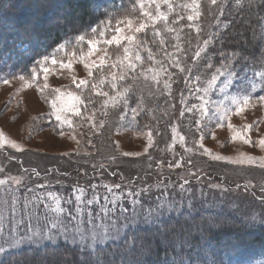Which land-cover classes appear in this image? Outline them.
<instances>
[{"label":"rangeland","instance_id":"rangeland-1","mask_svg":"<svg viewBox=\"0 0 264 264\" xmlns=\"http://www.w3.org/2000/svg\"><path fill=\"white\" fill-rule=\"evenodd\" d=\"M28 1H34V3L28 4ZM42 1L0 0L2 13L0 14V141H3L4 145L0 147V169H3V172H0V179L21 175V167L35 168L41 173V177L44 176L45 170L55 167L59 169V173L67 174V177L60 176V179L65 181L64 184L53 183L46 189L54 195L67 196L72 191L73 184L86 187L88 184L122 183L123 178V183L133 180V188L152 184V193L141 197L146 207L155 206L156 197L160 195L158 190L160 181L168 183L170 190L161 198V202L167 200L169 194L177 200L182 196L183 200L179 210L166 211L157 222L145 223L143 217L139 218L137 223L129 225L120 239L98 244L95 252L88 247V243H72L71 240L66 241L61 237L56 242L44 241L40 245L26 244L9 249L0 254V264L3 261L6 263L8 259L11 260L12 256L15 257L18 254L35 253L45 249H51L56 257L62 255V258L68 261L83 264L84 257L80 256L74 260L72 255L88 251L96 257L100 252L112 247L111 244H120L129 237H146L149 233H154L159 224V232L163 230L169 232L170 226L173 229L167 236L165 232L160 234L162 236L155 237L154 243L167 244L176 250L182 248L179 246L180 242L187 238L186 235L179 237L175 234L176 231L180 230L185 234V226H191L193 235H196V229L200 230L198 224L201 221H205L204 225L200 224L202 228L212 225L213 222L225 229L232 224L229 235L238 236L241 239L250 231L264 233V223L260 222L264 219V204L260 201V187L264 184V147L259 145V140L264 138V102L259 100V97L264 96V67L257 61L258 59L253 60L247 56V53L240 52V46L248 49L243 34H238L239 37L235 36L236 42H233L230 38L225 41L221 33L222 25L226 23L228 15L240 13L238 11L240 8L236 6L253 5L248 8V12L253 11L258 16L261 27L256 29L259 35L256 36L255 42L248 43L252 49H259L261 53L259 57L263 60L264 6L257 8L256 0L247 2L240 0V3H237V0H217L219 8L223 10L221 14L210 0H199L198 9L191 7L192 0H172L173 9L170 13L167 6L162 5L161 10L169 13L168 26L175 31L169 33L167 29L162 28V24H157L156 27L161 29L164 35L163 47L170 54H175V59L179 60V67L170 66L169 59L161 55L160 47L156 46V42L149 41L148 46L152 47L155 59L149 61L147 52L142 51L145 69L158 68L159 65L156 62L160 61L168 69L171 79L168 80V87L165 88L164 73L161 72L159 76L161 83L156 84L151 78L152 74L146 71L137 80L136 87L144 98L145 108L149 110L148 116L143 120L138 116L136 126L127 125L117 130L114 126L117 119L115 110L109 109L104 128L92 129L90 124L72 114L68 115L73 120V124L62 125L55 120L53 115L55 110L51 105V100L58 95L55 89L75 90L72 84L73 78H87V69L79 61L80 54L87 51V44L78 42V37L85 35L86 39L91 38L93 35L91 29L110 19L111 16L104 17L105 19L103 18L97 24L79 29V34L74 37H71L73 26L68 25L67 34L71 38L60 44L64 45V48L60 49L59 45L51 53L46 54L50 58L46 64L49 69L47 80L43 72L45 65L39 63L43 58L39 59L33 67L31 65L28 69L26 68L24 72L16 71L17 69L12 66L22 65L25 68L26 64L23 65L22 61H37L39 51L41 53L48 51L43 44L37 52L33 50L35 46L33 34L41 36L40 34L45 31L49 34L51 25L63 24L66 19H71V16H78L79 6L76 7L73 4L68 8V0H46L51 5L48 8L43 6ZM127 3L123 7L125 11L131 7V0ZM15 8H18L15 12L21 13L17 15V19L27 21L26 25L31 27L24 26L26 28L20 29L18 20L15 18ZM100 8L99 3L94 7V12H98ZM148 9L155 11V6L148 5ZM5 10L11 13L12 17L9 21L4 14ZM120 10L117 11V15L121 14ZM133 14L138 19H143L139 12L134 11ZM189 15H195L196 19L189 21L187 19ZM239 24L241 27L244 26L242 28L244 30L248 22L241 17ZM76 28L73 32L77 30ZM32 29H36L35 33H32ZM148 35H152L151 31ZM209 38L213 40V43L205 46L204 40ZM21 39L24 40V44H20ZM156 40H159V37ZM27 41L28 44H26ZM215 50L218 51L216 54ZM198 51L199 57L196 56ZM221 51L227 53L228 60H223L219 56L218 53ZM73 52L76 53L75 57L72 56ZM108 52L114 53V46L109 47ZM233 55L235 59L232 58ZM53 56L65 62L72 59L73 68L65 69L58 64L53 65L50 62ZM238 60L241 61L239 66H237ZM209 62L213 67L205 70L204 65ZM222 64L226 67H221ZM181 68L191 69V72H181ZM216 69H220L222 75H218L217 80L210 83L212 76L217 75ZM5 81L8 82L5 83ZM246 97L248 103L244 105L243 111L238 112L237 108ZM189 108L192 109L191 112L187 111ZM181 111L184 112V116L179 115ZM97 118H100L99 114ZM246 125H252V127L246 128ZM61 130L64 131V135H60ZM149 131L152 132L153 146L144 153V148L148 146ZM236 132H246L249 139L255 143H245L242 137L233 138ZM13 142L16 147H12ZM114 142H118V146ZM126 151L140 152L142 155L123 157L121 153ZM65 153H71V155L66 156ZM93 156L97 157V160L94 165L90 164L88 171L80 168L79 164L82 163L83 158L91 161ZM113 156L116 157L115 163H112L110 159ZM218 156L226 157V159H215ZM60 160H64L65 164L60 163ZM241 160L244 162L234 163ZM188 161H191V164ZM71 164L78 165L75 169L77 173L72 170L67 171L72 169ZM170 164L180 166L170 168ZM62 165L66 168H61ZM113 172L117 173L115 177L112 175ZM190 173L198 174L200 181L197 182L195 175ZM56 175L53 174L51 178L54 179ZM181 177L189 179V186L192 189L190 195L180 194L178 185L182 183ZM40 183L44 181L33 176L28 182V187ZM210 183H220L222 187L210 189ZM173 184L177 187L173 188ZM237 184L241 187L237 188ZM245 184H249L247 192L243 188ZM13 188L14 185H0V211L5 199L11 195L24 194L23 189L20 193H14ZM37 191L43 197L44 190L37 189ZM99 191L104 190L101 188ZM61 206L67 207L63 201ZM125 206H128L127 202ZM49 209L55 210L53 196L47 197L40 211L43 213ZM254 216L257 219H253ZM226 222L229 223L225 225ZM218 227H214L213 230ZM198 234L202 248L199 256H204L205 253L207 255L196 261L198 255L192 246L184 247L183 255L186 259L194 260L195 264L197 262L213 264L216 260L212 255L214 251L205 246V241L214 240L215 232H209V237L201 232ZM64 245L67 246L63 248ZM153 247L152 245L151 248ZM248 251L249 253H246ZM64 252L67 254H63ZM147 255L154 254L152 252V254H145ZM234 255L241 258L240 253ZM174 263L176 262L170 264ZM177 263L182 264L181 261ZM229 264H233L231 260ZM237 264H264V251L260 256L246 249L242 261Z\"/></svg>","mask_w":264,"mask_h":264},{"label":"snow or ice","instance_id":"snow-or-ice-1","mask_svg":"<svg viewBox=\"0 0 264 264\" xmlns=\"http://www.w3.org/2000/svg\"><path fill=\"white\" fill-rule=\"evenodd\" d=\"M212 5L217 6V11L222 14L223 10L219 8L217 0H210ZM240 3V0H237ZM148 5H154L155 11H150ZM166 5L169 13L173 9L172 0H131V7L126 11L120 10L121 14L113 13L110 19L97 24L91 29L93 34L91 38L86 39L85 35L78 37V42L87 44V51L82 52L79 56V61L83 67L87 69V78H73V87L75 90L62 91L55 89L58 94L51 100L52 108L55 110L53 115L55 120L62 125L71 126L73 120L68 114H72L81 118L83 121L91 125L92 129L97 127L104 128L106 118L109 116V109L115 110L116 122L114 124L117 130L126 127L127 125H137V117L141 120L148 116L149 110L144 106V98L139 94V89L136 87L137 80L149 72L151 78L156 84H160V73H164V87H168V80L171 79V74L164 67L163 63L157 61L158 68L144 67V57L141 52H147L148 60L155 59L152 47H149V41H155L156 46L160 47L161 55L169 59L170 66L179 67V60L175 59V54H170L163 45L165 38L162 30L156 27L157 24H162L163 29H167L169 33L175 29L168 26L169 13L161 10V6ZM191 7L199 8V0H192ZM251 7V6H250ZM137 11L142 14L143 19H138L133 12ZM182 18V17H180ZM189 21L195 20V15L187 17ZM219 23V22H218ZM151 31L152 35L148 33ZM159 37V40L156 38ZM213 43L211 38L205 39V46ZM114 46V53L110 54L108 48ZM64 45H60L63 49ZM223 60H228L227 53L221 51L218 53ZM73 52L72 56L75 57ZM114 56V58H113ZM196 56H200V52H196ZM95 57V58H94ZM235 59V55L232 57ZM50 58L45 56L39 63L45 65L43 72L45 80L49 71L46 64ZM53 65H59L65 69L73 68V60L68 59L57 60L54 56L50 61ZM213 65L209 62L204 65V69H211ZM221 67H226L222 64ZM181 72L190 73L191 69L181 68ZM95 73V75H94ZM217 75L212 76L213 83L217 80L218 75H222L220 69H216ZM23 79V78H22ZM8 81H5L7 83ZM43 91V89H41ZM259 100L264 102V96L259 97ZM248 103L246 97L237 108V111H243V107ZM187 111L191 112L189 108ZM143 112V116L141 113ZM99 114L100 118H97ZM184 116V112L179 113ZM129 117L131 119H129ZM124 123H121V122ZM230 127L232 125H229ZM147 127V125H144ZM246 128H251L252 125H246ZM64 131H60V135H64ZM242 137L245 143H255L250 140L246 132H236L233 138ZM75 138V137H73ZM90 143V141H89ZM118 146V142H114ZM259 145L264 147V138L259 140ZM3 141H0V147H3ZM153 146L152 132H148V146L144 148V153ZM12 147H16L13 142ZM23 151V149H21ZM191 151V149H189ZM66 156L71 153H65ZM123 157L140 156V152L126 151L122 152ZM112 163L116 162V157L110 158ZM215 159H226V157H215ZM244 161H234V163H243ZM191 164V161H188ZM179 164L169 167H179ZM95 168V166H94ZM3 172V169H0ZM21 175L8 176L7 179H0V185H14L13 192L20 193L23 189V195H11L5 199L0 211V254L5 253L9 249L19 248L26 244L40 245L44 241L56 242L61 237L64 240H71L72 243H88V247L96 251L98 244H106L109 240L120 239L129 225H134L139 218L143 217L145 223L157 222L165 212L177 211L182 205L183 197L177 200L170 194L167 200L161 202V198L169 192V185L164 181H160L158 189L160 195L156 197L155 206H145L141 199L144 195L152 193V184H146L143 187L133 188V180H128L126 183L113 184H88L86 187L73 184L72 191L63 195H54L46 189L53 183L57 185L64 184L65 181L60 179V176L67 177V174L59 173L58 168L45 170L44 176L35 168L20 169ZM53 174H57L55 178H51ZM117 175L116 172L112 173ZM197 182L200 181V176L195 173ZM35 176L38 180H43L44 183L28 187V182ZM182 183L178 185L180 194H191L190 181L183 178ZM187 186V187H186ZM173 188L177 185L173 184ZM220 183H210L209 188H221ZM237 188L241 185L237 184ZM103 188V192L99 189ZM244 191H249V184L243 186ZM37 189L44 190L43 197ZM261 204H264V184L260 187ZM203 194V192H201ZM48 196H53L55 199V210L41 212V205L47 200ZM61 201L67 206L62 207ZM127 202L128 206H125ZM48 207V205H45ZM170 210V211H169ZM257 219V217H253ZM264 223V219H261ZM135 237H129L125 241L126 248H131L135 245ZM149 249H145L148 251ZM95 264H100L99 257ZM200 264V262H197ZM213 264L215 262L213 261Z\"/></svg>","mask_w":264,"mask_h":264},{"label":"trees","instance_id":"trees-1","mask_svg":"<svg viewBox=\"0 0 264 264\" xmlns=\"http://www.w3.org/2000/svg\"><path fill=\"white\" fill-rule=\"evenodd\" d=\"M245 1L247 2L251 0H245ZM127 2L129 3L130 0L129 1L128 0H82L80 2L68 0L67 1L68 8L72 7L73 4L76 7L79 6L78 16H71L72 17L71 19H66L65 21L66 24H64L65 22H63V24L57 23L55 26L51 25V30L48 31L49 34H46V31L45 33H41L40 34L41 36L33 34V37L35 39L33 41L35 43L33 50L37 52L38 49L40 48V45L43 44V45H46L48 51L46 53L45 52L41 53V51H39L40 54L39 56L36 57V58L39 57L37 61H32V60L22 61V64L24 63L23 65L26 64L25 68L22 65H12V66L14 67V69H17L16 71H23V72L26 70V68L28 69L29 66L31 65L33 67L35 63L39 61V59H42L46 56V54L51 53L62 42L68 40L71 37L78 35L79 29L86 28L87 25L97 24L101 20H103L104 17H108V16H111L113 13H117V11L120 10L122 6L124 7ZM99 3L101 4L100 10L98 12H94V7L97 4L99 5ZM255 3H256L257 8L264 6V0H256ZM250 6L253 7V5L247 6V4H244V5L242 4V6H236L237 8H240L238 10L240 11V13L228 15V18L226 19V23L222 25L223 27V31L221 32L223 33L222 38H224L225 41L228 40V38H230V40H232L233 42H236L234 41V37L235 36L239 37L238 34H241V35L243 34L244 40L247 43L246 46L248 47V49H246L245 46H242V47L240 46V52L247 53V56L253 60L258 59L257 61L261 62L260 64H262V67H264V59L262 60V57H259L261 55V53H259V49H256V50L252 49L248 43L250 41L251 43L255 42V40L257 39L256 36L259 35L256 29L257 27H261V25L259 24L260 20H258V16L254 14L253 11L248 12V8H251ZM16 10L17 9L15 8L14 12ZM0 14L2 13L0 12ZM4 14L9 21L10 17H12L10 11L5 10ZM15 15H16L15 18L17 19L18 18L17 15H21V13L15 12ZM241 17L244 18L245 21L248 22V25L245 27L244 30H242L244 26L241 27V25L239 24ZM74 20H76L77 23H75L76 21ZM68 25L73 26L71 28V33H72L71 37H68V34H67ZM21 28H26V27H20V29ZM74 28H76L77 30L73 32ZM231 29L232 31L230 32ZM33 30L34 29H32V33L34 32ZM28 35L30 36L29 33ZM262 36L264 37V35ZM38 41H42V43L37 46ZM19 42L20 44L25 43L23 39H21ZM26 44H28V41L26 42ZM217 52L218 51L215 50V54ZM257 61H253V62L257 63ZM240 64H241V61L238 60L237 66H239ZM63 159L67 161L65 157H63ZM64 160H60V163L65 164V162H63ZM96 160H97V157L96 158L94 157L93 160L91 161H87L86 158H83L81 161L82 163H80L79 166L80 168H84L85 170L88 171L91 167L90 164L94 165ZM62 166L63 167L61 168H66L65 165H62ZM71 166H72V169H68L67 171L72 170V172L77 173L75 169L76 167H78V165L71 164ZM201 222L198 224L200 230L196 229L197 230L196 235H193V230L191 226H185V231H186L185 234L181 233L180 230L176 231L175 234H177L179 237L183 235L187 236L186 239L181 240L180 242L181 244L179 246L182 248H180L179 250H176L175 248L168 246L165 243H164L165 245H163L162 243H154L155 237H158L160 234H164L165 232H166L165 236H167L171 232V229H173V227L170 226L169 232L168 230H163L162 232H159V226H160L159 224L158 227H156L157 229L154 233L151 232L148 235H146V237L145 236H137L138 238L135 237L136 243L131 248H126L125 241H123L120 244H111L112 247L107 248L108 250L100 252L96 257H93V254L91 252L82 251V252L74 253L72 255V258L76 260L80 256L84 257V261H82L83 264H95L97 257H99L100 264H170L173 262H176L174 264H178L177 263L178 261L179 262L181 261L182 264H195V261L191 260V258H188V259L185 258V256L183 255L182 249L184 247L192 246V249H194L197 252L196 254L198 255V259L196 261L203 259L205 255H207V253H205L204 256H199V253L202 252L201 251L202 248L199 243L200 239H199L198 232L204 233L208 237H209V232H215L214 234L215 237H213L214 240L205 241L206 242L205 246L207 248L209 247L211 250L214 251L212 255L215 256V259H216L215 263L217 264H229L230 260L232 261L233 264H237L238 262H241L242 256L246 249L252 252L254 251V253H258L260 256L261 254H263V251H264L263 231L247 232L244 236H242V239H241V237L238 238V236L229 235L230 231L232 230V224H229L227 229H225L224 227L222 228L218 227L216 223L213 222L212 225L211 224L207 225L209 227L205 226V228L204 227L202 228L200 227V224L204 225L205 221H201ZM228 223L229 222H226L225 225H227ZM168 226H169V223H168ZM214 227H218V228L213 230ZM170 237H174V235H170ZM149 238L151 240H149ZM151 241H153V243H151ZM142 243H144V245ZM150 245L151 247L152 245L154 247L151 248ZM66 246L67 245H64L63 248H65ZM119 246H121V248H119ZM145 249H149V250L145 251ZM58 252L61 253L62 251H58ZM58 252L57 254H60ZM152 252L154 254L153 256L152 255L145 256L146 253L152 254ZM235 253H240L241 258L234 255ZM246 253H249V251ZM63 254H67V252H64ZM230 256L232 257L230 258ZM15 260H17V262H15ZM1 264H77V263L75 261H68V259L64 257L62 258V255L61 256L58 255V257H56V254H54L51 251V249H48V250L45 249L40 252L38 251H36L35 253L30 252L29 254L21 253V254L16 255L15 257L12 256L11 260L8 259L6 263H4L3 261Z\"/></svg>","mask_w":264,"mask_h":264},{"label":"bare ground","instance_id":"bare-ground-1","mask_svg":"<svg viewBox=\"0 0 264 264\" xmlns=\"http://www.w3.org/2000/svg\"><path fill=\"white\" fill-rule=\"evenodd\" d=\"M28 2H29L28 4H31L30 1H28ZM42 2H43V6H44L45 8H48V7L51 6V5L49 4V2H47L46 0H43ZM32 4H33V2H32ZM16 9L18 10V8H16ZM40 11H41V10H40ZM17 13H18V11H17ZM26 24H28L27 21L20 20V19L18 20V26H19V27L30 26V25H26ZM35 30H36V29H34L33 31L35 32ZM41 43H42V41H38L37 46L40 45Z\"/></svg>","mask_w":264,"mask_h":264}]
</instances>
